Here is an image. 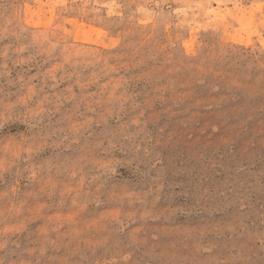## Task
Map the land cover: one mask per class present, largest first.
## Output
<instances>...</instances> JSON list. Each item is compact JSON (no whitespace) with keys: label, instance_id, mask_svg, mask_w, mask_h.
<instances>
[{"label":"rangeland","instance_id":"obj_1","mask_svg":"<svg viewBox=\"0 0 264 264\" xmlns=\"http://www.w3.org/2000/svg\"><path fill=\"white\" fill-rule=\"evenodd\" d=\"M0 264H264V0H0Z\"/></svg>","mask_w":264,"mask_h":264}]
</instances>
